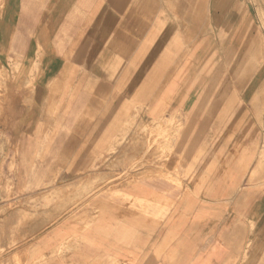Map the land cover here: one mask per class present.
<instances>
[{
    "label": "crops",
    "instance_id": "obj_1",
    "mask_svg": "<svg viewBox=\"0 0 264 264\" xmlns=\"http://www.w3.org/2000/svg\"><path fill=\"white\" fill-rule=\"evenodd\" d=\"M0 5L1 246L6 218L27 237L32 206L49 264H264V29L249 0Z\"/></svg>",
    "mask_w": 264,
    "mask_h": 264
},
{
    "label": "rangeland",
    "instance_id": "obj_2",
    "mask_svg": "<svg viewBox=\"0 0 264 264\" xmlns=\"http://www.w3.org/2000/svg\"><path fill=\"white\" fill-rule=\"evenodd\" d=\"M251 6L255 9L258 20L264 29V0H249ZM1 4V0H0ZM1 6V5H0ZM10 85L13 80L9 77ZM8 86H6V90ZM4 91V87L0 86V95H2ZM0 125H2V114L0 112ZM13 169V168H11ZM18 195L17 191L14 190H6V202H11ZM15 203H10V205L6 206V215H11L15 211L19 209V206ZM25 209V208H24ZM34 208L32 206H26V214H27V237L19 239V231H18V218H6V246H1L0 239V264H49V262L43 260V258L36 254L34 250L33 244L31 241L34 239L32 224H29V220L32 218L29 217V214H33ZM12 219V220H11ZM14 224V226H13ZM31 230V231H30ZM23 252L21 255L19 251ZM6 253V254H5Z\"/></svg>",
    "mask_w": 264,
    "mask_h": 264
}]
</instances>
